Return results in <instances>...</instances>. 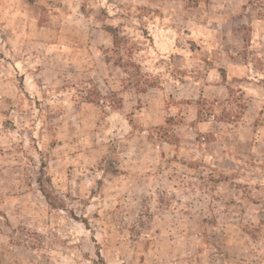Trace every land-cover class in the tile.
I'll return each instance as SVG.
<instances>
[{"label": "rangeland", "instance_id": "obj_1", "mask_svg": "<svg viewBox=\"0 0 264 264\" xmlns=\"http://www.w3.org/2000/svg\"><path fill=\"white\" fill-rule=\"evenodd\" d=\"M0 264H264V0H0Z\"/></svg>", "mask_w": 264, "mask_h": 264}]
</instances>
